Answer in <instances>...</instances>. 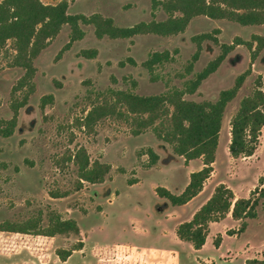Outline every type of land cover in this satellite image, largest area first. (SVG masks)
<instances>
[{
  "label": "rangeland",
  "instance_id": "374dc122",
  "mask_svg": "<svg viewBox=\"0 0 264 264\" xmlns=\"http://www.w3.org/2000/svg\"><path fill=\"white\" fill-rule=\"evenodd\" d=\"M69 1L70 14H100L113 19L119 27L153 19L151 0ZM166 18L164 12L157 13V20ZM82 28L85 38L61 54L70 41L71 30L65 26L36 59L35 93L21 109L14 135L0 137V224L40 217L47 227L50 215L57 213L64 220H75L80 234L48 238L0 232V264H246L250 259L264 260V197H260L257 218L247 219V229L239 236L227 234L241 225L232 217L212 225L202 251L181 241L176 233L179 225L190 221L220 184L231 188L237 198H248L256 189H263L260 179L264 177V128L260 146L251 158H232L229 145L231 120L242 99L253 92L260 75L264 87V48L253 61L246 46H237L196 94L185 96L190 101L215 102L221 91L234 86L237 77L251 71L237 98L226 109L210 181L191 204L173 207L158 197L156 190L165 187L173 194H181L189 172L203 167L202 160L189 167L170 145L158 139L153 129L136 136L129 121L105 118L93 132L77 125L93 105L110 99L112 91L151 96L182 89L221 52L219 46L205 41L193 74L187 75L186 69L197 50L192 37L209 33L220 44L231 45L237 38L251 42L254 36L264 38V25L246 27L200 16L191 21L184 34L128 40H99L93 26ZM257 45L254 43V49ZM94 49L98 51L95 59L81 55L84 50ZM164 51L174 54V61L157 67L152 75L143 63L151 54ZM14 56L11 41L0 48L3 120L12 118L13 100L26 94L22 91L13 95L25 74L12 65ZM129 59L136 65H131ZM49 95L54 96V102L42 109V99ZM82 146L92 162L109 164L112 170L104 183L82 182L78 189V167L64 159ZM150 149L159 156L155 163L149 156ZM219 235L222 242L217 250L214 241ZM81 243L82 250L74 251L66 262L57 256L58 250H72Z\"/></svg>",
  "mask_w": 264,
  "mask_h": 264
},
{
  "label": "trees",
  "instance_id": "16d2710c",
  "mask_svg": "<svg viewBox=\"0 0 264 264\" xmlns=\"http://www.w3.org/2000/svg\"><path fill=\"white\" fill-rule=\"evenodd\" d=\"M55 4L44 3L43 0H2L0 2V48L13 43L15 56L12 61L14 67L25 71L13 90L26 91L22 99L15 98L11 104L13 116L9 120L0 119V137L10 138L14 135L19 122L21 109L29 103L30 96L35 93L34 79L37 73L36 59L56 39L65 26L71 30L70 41L61 52L69 50L71 46L85 38L86 32L82 26H93L95 36L102 40H128L138 36L156 35L173 37L184 34L193 19L204 16L213 20H228L241 26L264 25V0H151L152 17L149 22H140L132 27H119L111 18L100 14L86 16L69 13V0H53ZM164 12L165 20H157L158 12ZM216 32H219L218 30ZM211 41L220 47V54L212 60L193 79L185 82L182 89L175 88L166 94L140 96L132 91H112L110 99H103L93 105L84 118L77 121L80 128L93 132L94 127L103 119L114 117L132 123L133 133L141 135L148 129H153L159 140L170 145L175 155L184 158L185 163L202 160L201 170L190 174V182L181 194H173L165 187H158L157 196L166 199L173 207H182L198 197L205 188L207 181L214 172V164L220 143L223 120L228 105L233 102L251 71L237 77L232 88L220 92L215 102H196L185 98L194 95L211 75L216 73L225 62L228 55L237 46L244 45L252 53L255 61L264 48V38L254 36L251 42L237 38L233 44H220L218 38L212 34H200L192 37L197 50L186 69L191 75L194 65L203 51V43ZM254 43L257 47L254 49ZM178 50L175 51V54ZM81 55L87 59H95L97 50H84ZM174 61V54L170 51L155 52L143 63L152 75L156 68ZM131 65H136L129 59ZM125 63H121L124 66ZM135 84V83H134ZM54 102V96L43 97L41 108ZM231 140L229 152L232 158H251L260 146V139L264 128V87L263 77L260 75L255 81L253 92L242 99L240 107L231 120ZM149 156L155 163L159 156L153 149ZM78 167L79 186L82 182L102 184L110 174L112 167L100 161H91L85 147H79L66 159ZM263 189H256L248 198H237L234 191L225 184L216 187L209 200L194 214L190 221L184 222L177 228V237L190 243L196 251L203 249L210 234V225L220 223L229 215L241 222L238 230L227 232L229 236H239L247 229V219H256L260 197H264V177L260 179ZM259 195L257 198L256 195ZM57 197L56 195L54 196ZM0 232L23 235L56 236L80 234L78 223L64 220L59 214L52 213L47 227L42 225V219L33 218L23 223L6 221L0 224ZM222 236L219 235L214 245L221 246ZM82 243L72 250H58L57 256L66 262L74 251L82 250ZM246 264H264V260L250 259Z\"/></svg>",
  "mask_w": 264,
  "mask_h": 264
},
{
  "label": "crops",
  "instance_id": "0c3cea01",
  "mask_svg": "<svg viewBox=\"0 0 264 264\" xmlns=\"http://www.w3.org/2000/svg\"><path fill=\"white\" fill-rule=\"evenodd\" d=\"M197 160H195V161H191L190 163H189V167H191L192 166V164L194 163V162H196ZM202 169V167H199L198 168V170L197 171H199V170H201ZM194 171H190L189 172V178H190V174L191 173H193ZM209 181H210V179H209ZM189 182H190V179H187V183H186V186L189 184ZM186 186H185V188H186ZM206 186H207V184L205 185V188H204V191H205V189H206ZM185 188H184V190H185ZM183 190V191H184ZM204 191L198 196V197H196L195 199H193L190 203H188V204H191V203H193L196 199H198L203 193H204ZM235 194V193H234ZM187 204V205H188ZM186 206V205H185ZM231 217V215H229L227 218H230ZM233 219V218H232ZM237 222H239V221H237ZM214 223H212L211 225H210V230H211V228H212V225H213ZM204 248V247H203ZM218 249H220V247L219 248H217V250ZM203 249H201V250H199V251H202Z\"/></svg>",
  "mask_w": 264,
  "mask_h": 264
}]
</instances>
